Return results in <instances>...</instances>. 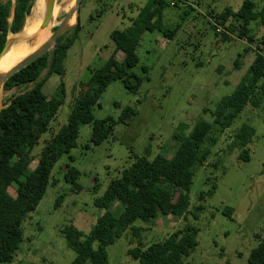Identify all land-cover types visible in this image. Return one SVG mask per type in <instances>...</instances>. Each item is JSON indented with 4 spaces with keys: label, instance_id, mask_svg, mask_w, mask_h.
<instances>
[{
    "label": "rangeland",
    "instance_id": "obj_1",
    "mask_svg": "<svg viewBox=\"0 0 264 264\" xmlns=\"http://www.w3.org/2000/svg\"><path fill=\"white\" fill-rule=\"evenodd\" d=\"M148 1L82 0L78 17L81 32L67 53L63 73L52 74L43 86L49 99H62L63 104L48 132L32 149L29 172L35 169L52 137L68 123L85 85L114 53L111 33L126 30ZM249 1L256 5V11L264 6V0ZM168 2L171 5L163 11L162 30L145 32L137 45L139 63L132 72L144 78L138 93L129 92L120 80L107 87L99 105L93 109V116L96 120L112 117L116 121L111 136L94 146L90 142L92 125L81 126L78 146L55 165L45 195L24 221L23 242L11 264H71L76 253L68 246L62 230L75 225L85 234L91 231L103 213L94 205L95 199L132 165L135 155H149L150 159L163 155L174 164L181 148L175 136L181 133L185 140H190L203 133L206 124L213 121L221 100L235 90L253 63L256 45L237 37L232 28L237 23L229 21L225 29L216 25L214 19L226 9H241L248 1ZM70 10L68 3L55 10L52 30ZM186 10L188 14L183 19ZM73 25L65 33H72L77 26ZM249 28L259 41L264 27L252 22ZM23 30L17 35L10 34L9 38L17 37ZM168 30L175 32L172 38L164 35ZM124 56L118 52L116 59L123 62ZM143 68L148 70L147 75ZM47 73L48 69L41 77ZM32 86L33 83L28 88L11 90L3 87L1 108L11 97ZM127 106L137 108L139 114L125 125L119 118ZM244 124L256 130L254 140L247 147L249 162L240 160V150L233 147L235 133ZM68 167L80 172L77 180L80 190L65 179ZM8 191L16 196L15 185L9 186ZM199 207L203 209L199 211ZM226 209L233 210L231 217L223 214ZM188 224L198 230V246L185 264H248L251 251L264 236V99L256 108L246 107L211 147L206 162L196 169L187 211L180 216L159 214L147 222L137 221L135 225L144 229L141 237L135 238L128 231L118 239L108 248L109 264H139L128 255L129 249L163 242Z\"/></svg>",
    "mask_w": 264,
    "mask_h": 264
},
{
    "label": "trees",
    "instance_id": "obj_2",
    "mask_svg": "<svg viewBox=\"0 0 264 264\" xmlns=\"http://www.w3.org/2000/svg\"><path fill=\"white\" fill-rule=\"evenodd\" d=\"M246 1L241 9H226L214 19L216 25L225 29H228L229 21H234L237 26L232 28L237 32V37L256 45L255 59L247 73L235 90L221 100L213 113V121L206 124L203 133H197L195 139H187L189 142L181 133L175 136L181 148L174 164L163 155L153 159L149 155H135L132 165L109 183L101 197L95 199L94 205L103 213L91 231L85 234L75 225L62 230L68 246L76 253L71 264H109L108 248L118 239L126 236L128 231L135 238L141 237L144 229L135 225L137 221L147 222L156 219L159 214L183 215L190 206V191L196 169L206 162L211 147L217 144L219 137L233 125L246 107L256 108L262 103L264 34L259 41L256 40L249 25L259 22L264 27V6L256 11V5ZM34 2L8 0L0 3V54L8 36L18 34L23 29ZM170 5L168 0H149L126 30H114L111 33L114 53L85 85L74 103L68 123L52 137L31 172L28 171L30 153L41 136L48 132L50 123L63 104L62 99H49L43 92V86L52 74L63 73L67 53L81 32L80 23L72 33H65L58 38L52 53L37 59L5 83L4 90L28 88L31 83L33 86L11 97L0 111V264L14 261L24 238L23 223L45 195L55 165L78 146L81 126L92 125L90 142L94 146L101 145L111 136L116 121L112 117L96 120L93 109L99 105L107 87L117 80L122 81L129 92L138 93L144 78L132 72L139 63L137 45L145 32L162 30L163 11ZM187 14L186 10L183 19ZM163 33L172 38L175 32L168 30ZM223 35L226 41V33ZM118 52L125 55L123 62L116 59ZM57 61L59 64H56ZM235 66L240 67L237 61ZM46 69L47 75L41 77ZM143 72L148 74L146 68H143ZM145 79L149 80L147 77ZM138 114L137 108L127 106L122 110L119 122L128 125ZM255 135V128L249 124H244L235 133L233 147L240 150V160H251L247 147ZM79 176L80 172L74 167H68L65 173V179L77 190L81 189L77 183ZM11 185L16 186L15 197L8 191ZM215 190L216 185H213ZM204 195L201 194V199ZM202 209L199 207V211ZM231 212L232 209H226L223 214L231 217ZM197 235L198 230L188 224L163 242L152 243L146 248L138 246L127 253L139 264H185V260L198 246ZM248 264H264V236L251 251Z\"/></svg>",
    "mask_w": 264,
    "mask_h": 264
},
{
    "label": "bare ground",
    "instance_id": "obj_3",
    "mask_svg": "<svg viewBox=\"0 0 264 264\" xmlns=\"http://www.w3.org/2000/svg\"><path fill=\"white\" fill-rule=\"evenodd\" d=\"M64 3L70 5L72 9L73 0H56L55 10L59 9ZM76 3V0H75ZM46 0H36L34 2L31 13L26 18V24L22 34L20 33L14 38L13 46L6 52L3 57H0V70H8L10 67L18 63L28 54L36 50L41 44L47 42L52 35V28L55 25L53 13L52 23L46 28L41 29V24L45 14ZM76 23V15L68 21V25ZM29 39V41L27 40ZM0 86V93L2 91ZM3 98L0 96V109L2 107Z\"/></svg>",
    "mask_w": 264,
    "mask_h": 264
},
{
    "label": "water",
    "instance_id": "obj_4",
    "mask_svg": "<svg viewBox=\"0 0 264 264\" xmlns=\"http://www.w3.org/2000/svg\"><path fill=\"white\" fill-rule=\"evenodd\" d=\"M6 1L8 0H0V3L6 2ZM13 2H15V0H13ZM55 5H56V0H46L45 14H44L42 24L40 26L41 29H46L52 23ZM81 5H82V0H76V3L73 9H71L68 13H66L63 20L57 25V27L54 30H52V35L47 42L41 44L36 50L28 54L18 63L10 67L8 70H4V71L0 70V86L4 87L5 83L13 75L20 72L21 70H23L28 65H30L37 59L41 58L45 54L49 52L52 53L54 51V46L56 45L58 38L62 36L68 30V28L74 26V25H68V21L72 18L74 14L76 15V25H77ZM27 40L29 41V39ZM14 43H15L14 38L12 39V38H9L8 36L5 46L0 54V57H3L6 54V52L13 46ZM53 64H54V59L51 63V67L53 66ZM1 110L2 108L0 109V111Z\"/></svg>",
    "mask_w": 264,
    "mask_h": 264
}]
</instances>
